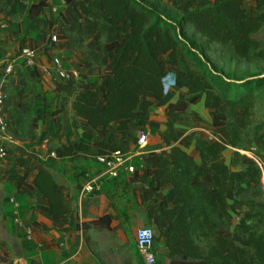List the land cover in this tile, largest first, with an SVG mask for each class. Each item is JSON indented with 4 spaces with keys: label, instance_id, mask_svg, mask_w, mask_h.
Instances as JSON below:
<instances>
[{
    "label": "trees",
    "instance_id": "1",
    "mask_svg": "<svg viewBox=\"0 0 264 264\" xmlns=\"http://www.w3.org/2000/svg\"><path fill=\"white\" fill-rule=\"evenodd\" d=\"M51 1L32 0L29 14L41 16ZM64 1L76 14L82 36L96 39L84 77L54 87L80 120L77 142L58 147V157L124 151L122 144H136L137 129L145 126L154 100L172 97L164 85L172 71L186 79L188 89L181 101L165 104L161 149L149 154L143 169L149 181L137 197L157 231L152 248L157 264H264V164L255 135L256 107L264 104V68L258 67L264 63V40L254 39L264 31V0H254L256 15L246 9L247 0ZM202 45L218 46L221 57L212 59ZM52 46L48 42L46 49ZM223 60L235 64L230 68ZM241 63L247 66L240 69ZM34 69L37 77L46 76ZM94 73L101 84L86 81ZM197 102L208 111L212 127L222 129L223 141L179 134L174 113L190 129L187 118L201 116ZM227 147L232 149L228 160ZM25 185L46 199L54 218L72 220L46 168L39 167ZM110 225L104 214L77 223L75 230H110ZM158 245L165 254L158 255Z\"/></svg>",
    "mask_w": 264,
    "mask_h": 264
},
{
    "label": "crops",
    "instance_id": "2",
    "mask_svg": "<svg viewBox=\"0 0 264 264\" xmlns=\"http://www.w3.org/2000/svg\"><path fill=\"white\" fill-rule=\"evenodd\" d=\"M31 1L23 8L20 3L6 0L3 1V12L0 9V15L3 13V22L6 23L7 29L3 31L4 37L0 41V66L10 62L14 66L12 74L4 75L1 73L0 75V81L6 93L5 119L7 124L6 145L8 147V155L3 160V163L5 161L16 162V168L20 167L23 170L17 180L13 184L8 185L4 178V175L7 174L3 169V194L8 195L9 193L12 196L0 198V214L3 215V220L0 218V264H132L129 259L127 262H121L118 255L112 256L109 262L104 256L103 250L110 248L113 251L115 249L116 253H119V250L124 247L119 245V234L126 231L127 222H131L134 226L151 224L146 217L145 206L143 209H137L127 200L130 198L135 201V196H120L124 200L123 204L120 203V199L110 201L106 196H95L87 200L85 196H76L77 192H75L73 177L65 179V183H63L64 181L61 178L60 180L57 179L58 172L56 171L57 162L55 158L58 157L56 156V149L60 146L55 147L54 143L56 128H61L63 132H71V137L65 138L67 143L62 144L61 147L70 145L78 140L80 132L77 125L80 120L71 111L69 99L55 91L54 87L57 86L59 81L52 75L43 78L37 77L35 69L25 65L20 59V53L17 54L15 51L21 37L25 35L27 39L25 40L28 42H32V37L24 32L20 35L15 34L16 36H13V40L8 37V32L11 31L8 29L9 21L13 20L15 25L21 24L23 16L20 17L19 12L24 9L28 12ZM248 1L252 5L251 11L246 6ZM51 2L54 3L55 0ZM253 3L254 0H247L245 7L251 15H256ZM65 9L69 10L68 16L73 20L72 22H74L75 26L67 20L69 24L66 23L65 29L61 32L63 46L58 48V51L52 46L50 49H52L54 56L46 57L44 55V58L50 60L54 57H59L63 62V66L79 79L84 77L85 72L91 67L92 62L89 60V52L94 48L96 36L88 35L83 37L77 23L76 14L68 7H65ZM32 18L33 16L28 12L26 20L30 22ZM14 42L15 44L13 45ZM27 45H30V43H26L24 46ZM169 69H172V67H169ZM86 81L94 85L101 84L97 73L87 75ZM73 83L71 81L69 84ZM164 85L166 88L165 82ZM168 88L175 91L173 85ZM187 89L188 84L186 81L183 87V94ZM165 90L172 93V97L154 100L153 107L148 112L145 126L137 129V134L141 131L147 134L148 141L149 137H152L154 139V144L152 143V145L155 147L157 145L158 149H153L149 145L151 147L147 148L148 151L144 149L142 154L133 157L136 163H139L137 161L143 155L147 161L151 152L161 149L158 131L165 124V104L167 101L178 102L183 98V94L179 98L176 92L173 93L169 89ZM158 104L163 114L157 111L156 105ZM62 106L65 107V110L57 112V109ZM194 108L201 111L199 118L203 117L206 119L208 128L205 130L195 126L186 129L183 134L202 131L205 137L211 140H218L217 136L223 132L222 129L212 127L208 111L202 109L200 102H197ZM173 116L176 120L178 131L184 121L178 112L174 113ZM178 118H180V121H178ZM195 119L198 120L197 118ZM259 121L255 135L259 140L260 161L264 164V115ZM122 148L130 154H134L137 150L136 144H122ZM51 153H54V156H51ZM87 156L89 155H85V158ZM73 158H60V160L69 162V159ZM146 164L147 162L144 167ZM39 167L46 168L57 181L64 201L72 211V220L70 222H62L54 218L49 211L46 199L36 191H31L26 187L25 184L32 183ZM75 171L77 172L78 169ZM121 175L123 176L121 179L123 181L134 180L132 175L124 173ZM71 176L73 175L71 174ZM21 181L22 184H20ZM148 181L149 178L144 176L141 187L146 185ZM33 192H36L39 196H33ZM10 199L19 204L16 217L20 220L21 225L14 221V207L10 203ZM104 214H108L111 218L110 230L99 226H92L88 230H75L77 223L88 221ZM42 228L48 230H43ZM106 233L110 235V240H108L107 244L102 240L104 236L107 237ZM162 253L165 254L166 251L163 250Z\"/></svg>",
    "mask_w": 264,
    "mask_h": 264
},
{
    "label": "rangeland",
    "instance_id": "3",
    "mask_svg": "<svg viewBox=\"0 0 264 264\" xmlns=\"http://www.w3.org/2000/svg\"><path fill=\"white\" fill-rule=\"evenodd\" d=\"M3 1H6V0H0V9H2V12H3ZM8 1H15L16 3H20L22 4L23 8H25V6L30 2V0H8ZM53 4L57 6L56 13L51 14L50 10L46 8L45 12L39 18L33 17L32 20L29 22L28 20H26L28 12H26V10L24 9L19 12V16L20 15H21L20 17L23 16L21 24L15 25L13 20L9 21L10 23H9L8 29H10L11 31L8 32V37L11 40H13V36L20 35L22 34V32L32 37V42L26 41L27 39L25 35L21 37V40L19 41L18 46L15 48V51L17 52V54L20 53L22 46H24L26 43L27 44L30 43L31 46L39 50L38 61L42 64H48L49 60H46L44 58V55H46V57L54 56L52 49H50L51 47L46 49V46H48L50 36L52 34H56L58 36L57 43L53 44V46L56 48L55 49L56 51L59 50L58 48L63 46L62 44L64 43L61 40L62 39L61 32H63V30L65 29V24L68 23L67 20L69 22H72L73 20L70 18V16H68L69 10L65 9V6H63L61 3L59 4L57 0H55ZM158 5L163 8L165 5V2L160 1ZM246 6L248 10L251 11L252 5L251 3H249V1L246 4ZM73 23L74 22H72L71 24L75 26V24ZM5 24L6 23L3 22V13H1L0 15V41L4 37L3 31L7 30ZM190 32L193 34L195 41L198 44H202L203 39L198 34L193 33L192 30H190ZM254 39L262 42L264 40V31L261 33H258L254 37ZM14 44L15 42L13 43V45ZM202 48L206 52V54H208V56H210L214 60H217V58L221 57L220 49L218 46L206 47L202 45ZM47 52H49V54H47ZM223 64L232 68L235 63L234 62L229 63L227 62V60H223ZM238 66L240 69H242L247 65L244 63H241ZM258 67L264 68V63L259 64ZM170 73L172 75L171 76L168 75L165 80V84H166L165 89L167 90L169 89L173 93L176 92L179 98H181L183 94V87H184V84L186 83V79L182 77H177L175 74L172 73V71ZM76 77L77 76L74 75L70 81L76 82L77 80L80 79V78L77 79ZM173 79L175 81L174 84L172 83ZM170 85H173L175 87V91L173 89L168 88ZM156 107H157V111L163 114L162 109L160 108L159 104L156 105ZM263 113H264V104L257 105L256 107V123L257 124L260 123L259 120L262 119ZM197 119L198 120L192 117H188L187 118L188 121L186 125L190 124V126L192 127L196 126V127L203 128L206 130L208 128L206 119L203 117L197 118ZM178 121H180V118H178ZM184 130H185V122L178 129L179 134H183L185 132ZM196 132H200L204 134L202 131H196ZM70 135H71V132H63L61 128H56V138L54 142L55 147L62 146V144L67 143V140H65V138L71 137ZM223 138H224L223 132L219 133V135L217 136V139L220 141H223ZM153 140L154 139L152 137H149L147 146L143 148L142 150L145 149L146 151H148L147 148L151 146L153 149H158L157 145L156 147L152 145V143L154 144ZM231 150L232 149L228 147L225 149V156L227 160L229 159ZM189 154L193 156L192 151H189ZM96 155H97L96 152L94 154H89V156H87L86 158H85V155H80L76 158L74 157L73 159H69V162L65 160H60V157H56L55 158L57 162L56 171L58 172L57 179L60 180L61 178L64 181L63 183H65L66 182L65 179L69 177H73V182L75 183V192H77L76 196L78 195L81 196L80 193H81L82 187L87 182L95 179L97 182L96 188L94 189L92 193L85 195L87 200L90 198H94L95 196H106L107 199L109 198L110 201H114L115 199L116 200L120 199V203L123 204L122 202L124 200L121 199L120 196H135L136 197L135 201L131 200L130 198H128L127 200H129L132 205L137 207V209H143L144 206L143 204H140V202L137 199V196L140 194L141 183L144 180L143 169L145 168L144 165L146 163L145 156L143 155V157L137 161L140 164L135 162V167L137 171L136 173L138 174L136 178L134 180L123 181L121 180L123 178L122 175L118 179H109L106 176H104L103 168L98 164L96 160ZM246 155L249 156L250 154L246 153ZM56 156H58V154H56ZM82 156H84V158H82ZM3 169L5 173L7 174V175H4V178L8 185L13 184L17 180L19 175L23 173V170L20 167L16 168V162L5 161L3 163V160L0 161V187H1L0 188V198H3V196H12L9 193L8 195H5V193L3 194ZM76 169H78L77 172L75 171ZM69 173H71L73 176H71V174L68 176ZM60 182L62 183V181ZM262 182H263V188H264V176L262 177ZM32 194L33 196H39L36 192H33ZM125 204L128 205L127 202H125ZM0 218H2L3 220L2 214H0ZM127 224L128 225L125 227L126 231L119 234L120 235L119 245L121 247L124 246L123 247L124 249L122 248L121 250H119V253H116L115 249L113 251L110 248L109 249L106 248L103 250L104 251L103 254L108 259L109 262L111 261L112 256L115 257L116 255H118L119 260L121 262H127L129 259L130 262L132 261V264H136V260H135V257H136L137 261L141 262V264H145L134 245V236H135L136 230L143 226H150L155 234H157V231L152 224L150 225L140 224L139 226H134L132 225L131 222H127ZM105 235L107 237L104 236V238L103 239L101 238V239L105 242V244H107L108 240H110L109 238L110 235L108 233H106ZM162 252H163V247L161 245H158V255H161ZM157 262L158 260L155 258L154 264H157ZM160 264H164V262L162 261Z\"/></svg>",
    "mask_w": 264,
    "mask_h": 264
},
{
    "label": "built area",
    "instance_id": "4",
    "mask_svg": "<svg viewBox=\"0 0 264 264\" xmlns=\"http://www.w3.org/2000/svg\"><path fill=\"white\" fill-rule=\"evenodd\" d=\"M59 4L61 3L66 7V3L64 0H57ZM49 9L51 13L57 12V6L52 2L49 3ZM58 36L56 34H52L49 38V42L52 44L57 43ZM20 59H22L23 63L30 67H39L40 70L46 76H54L60 82H68L74 76L73 73L69 72L64 66L63 62L59 57H54L49 60L48 64H42L38 61L39 59V50L34 48L31 45L23 46L20 50ZM2 71V72H1ZM14 72L13 64L7 63L0 66V75L1 73L4 75H10ZM5 104H6V93L4 88L2 87L0 81V161L4 160L8 155V147L6 145V130L7 124L5 119ZM148 137L147 134L143 131L138 133L137 142L134 154L127 153L125 151H108L103 154L96 155V160L98 164L103 168V174L109 179H118L121 174L132 175L136 171L135 162L133 157L142 154L143 148L147 146ZM51 156H54V153H51ZM142 168V166H141ZM96 180L93 179L87 182L81 189V196H85L90 194L96 188ZM10 203L14 207V221L21 225L20 220L16 217L17 211L19 208V204H17L13 199H10ZM145 230H150L147 235L150 236V239L145 240L142 238V233ZM153 230L148 226L140 227L136 230L134 240L137 251L140 257L143 259L145 264H154L155 263V255L152 251L153 248V238H154Z\"/></svg>",
    "mask_w": 264,
    "mask_h": 264
},
{
    "label": "clouds",
    "instance_id": "5",
    "mask_svg": "<svg viewBox=\"0 0 264 264\" xmlns=\"http://www.w3.org/2000/svg\"><path fill=\"white\" fill-rule=\"evenodd\" d=\"M168 75H169V76H171L172 74H171V73H169ZM174 82H175V81H174V79H173V80H172V83L174 84ZM148 232H150V230H145V232H144V233H142V238H143V239H145V240H148V239H150V236H149V235H147V233H148Z\"/></svg>",
    "mask_w": 264,
    "mask_h": 264
}]
</instances>
